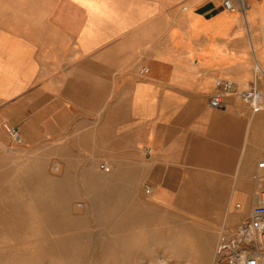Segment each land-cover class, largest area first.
<instances>
[{
    "label": "crops",
    "instance_id": "0c3cea01",
    "mask_svg": "<svg viewBox=\"0 0 264 264\" xmlns=\"http://www.w3.org/2000/svg\"><path fill=\"white\" fill-rule=\"evenodd\" d=\"M224 1L0 0L1 128H15L23 144L28 133L90 134L129 105L132 118L147 120L148 135L177 117L186 140L241 114L250 143L239 165L263 190L241 196L240 189L238 197L260 199L264 139L251 140V118L237 95L221 114L207 102L218 80L237 91L255 86L263 104L255 122L264 127V0H243V10L232 0L235 12ZM226 129L233 144L234 128Z\"/></svg>",
    "mask_w": 264,
    "mask_h": 264
},
{
    "label": "rangeland",
    "instance_id": "374dc122",
    "mask_svg": "<svg viewBox=\"0 0 264 264\" xmlns=\"http://www.w3.org/2000/svg\"><path fill=\"white\" fill-rule=\"evenodd\" d=\"M237 103L251 118V140L264 139L260 111ZM131 115L121 106L93 133H28L20 145L0 124V264H228L222 240L237 239L243 224L234 215L245 221L256 205L244 213L234 199L226 214V202L263 190L239 165L250 143L241 114L186 140L177 117L151 136L147 120ZM210 243L218 245L214 254Z\"/></svg>",
    "mask_w": 264,
    "mask_h": 264
},
{
    "label": "built area",
    "instance_id": "2783aa9c",
    "mask_svg": "<svg viewBox=\"0 0 264 264\" xmlns=\"http://www.w3.org/2000/svg\"><path fill=\"white\" fill-rule=\"evenodd\" d=\"M237 1L240 9L243 10V0ZM224 7L229 12L236 10L232 0H225ZM233 94L237 95L255 112L262 110V97L255 86L237 91L232 82L222 80L215 83V91L209 98L207 105L213 110H224L227 106V100ZM5 130L13 143L16 145L22 143L21 136L15 128L5 127ZM148 154H150V150H148ZM259 167L264 169V161L260 163ZM101 169L109 171L105 165H102ZM236 209L241 210V207L236 206ZM222 244L221 251L224 252V256L220 259H226L228 264H264V192L260 195V203L249 212L246 222L239 230L237 239L231 242L223 239Z\"/></svg>",
    "mask_w": 264,
    "mask_h": 264
},
{
    "label": "bare ground",
    "instance_id": "6f19581e",
    "mask_svg": "<svg viewBox=\"0 0 264 264\" xmlns=\"http://www.w3.org/2000/svg\"><path fill=\"white\" fill-rule=\"evenodd\" d=\"M153 152L151 151V154H152ZM151 154H148V157H150L151 156V159L152 160H154V157H155V155H151ZM146 155V154H145ZM149 163V162H148ZM143 164V163H142ZM141 164V165H142ZM260 165V164H259ZM143 166H145V165H143ZM260 168V167H259ZM52 169V168H51ZM262 169V168H261ZM56 170V169H55ZM109 170H110V167H109ZM61 178V177H60ZM96 179V178H95ZM23 189V188H22ZM154 193V192H153ZM153 193H152V191H151V189H150V192H149V194L151 195V197L153 196ZM17 196V195H16ZM234 199H236V200H240L241 202H243V206H244V208H245V205H247V203H249V204H251V206H253V205H257V204H259L260 203V199H259V195L258 194H255L253 197H249V198H237V197H231V196H229V198H228V200H227V202H226V205H225V210H224V212L226 213V214H228V213H230L231 212V207H232V205H231V203H232V201L234 200ZM24 204V203H23ZM17 205V204H16ZM71 205H72V203L69 201V202H67V208L70 210V208H71ZM237 206H240L241 207V210H243V207H242V205L241 204H239V205H237ZM71 213V212H70ZM90 216V215H89ZM228 215H226V217H227ZM233 218H235L236 219V221H238L239 223L241 222L242 224H244L245 222H246V220L244 221V216L243 215H241V214H239V213H236V215H234V217ZM246 218V217H245ZM227 220V219H226ZM94 232V231H93ZM74 233V232H73ZM212 244L213 243H210V245H209V252H210V249H211V247L210 246H212ZM96 246V245H95ZM161 262L163 263V260H161Z\"/></svg>",
    "mask_w": 264,
    "mask_h": 264
}]
</instances>
